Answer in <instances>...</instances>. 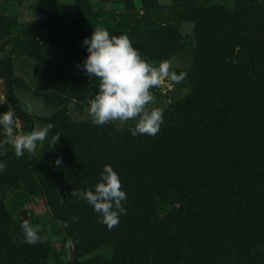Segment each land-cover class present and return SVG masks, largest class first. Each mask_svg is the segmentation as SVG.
Returning <instances> with one entry per match:
<instances>
[{
  "label": "trees",
  "instance_id": "trees-1",
  "mask_svg": "<svg viewBox=\"0 0 264 264\" xmlns=\"http://www.w3.org/2000/svg\"><path fill=\"white\" fill-rule=\"evenodd\" d=\"M111 1L100 0V12L84 8L78 24L80 31L89 32L85 37L97 26L117 35L127 33L144 59L157 61L178 48L195 46L189 73L192 95L164 110V123L154 136L132 135L131 130L103 124L80 138L68 133L64 117L65 129L49 152L45 150V159L17 158L6 144L0 151V160L7 164L0 172V186L21 185L44 194L77 253L114 244L110 260L98 256L67 264H264V101L260 109L244 116L238 113L236 123L229 114L243 87L264 83V2L213 0L208 7L188 6L183 16L194 24V33L182 36L174 26L169 31L133 32L128 21L102 20V8ZM120 1L126 12L136 14L138 0ZM139 1L147 10L159 3ZM174 1L179 6L180 0ZM180 12L174 11L176 20ZM82 41L67 49L65 55L72 62L64 56L46 63L44 86L82 98L95 90L96 77L89 78L79 66L88 55ZM202 47L208 48L206 55ZM75 61L78 66L71 70ZM63 63L69 74L61 68ZM66 76L70 83L62 80ZM7 80L12 92L16 79ZM255 95L264 100V91ZM173 140L184 144L187 154L178 160L180 171L168 166L164 175L167 165L159 157ZM58 158L60 164L55 163ZM105 164L119 173L127 193L123 202L127 214L111 229L99 222L98 213L79 195L94 188ZM185 168L190 171L183 180L180 173ZM174 187L183 189L181 199ZM167 194L180 200L181 206L176 213L159 217L156 198ZM8 224L9 216L1 214L0 264H48L51 246L26 243L24 231L14 234Z\"/></svg>",
  "mask_w": 264,
  "mask_h": 264
},
{
  "label": "rangeland",
  "instance_id": "rangeland-1",
  "mask_svg": "<svg viewBox=\"0 0 264 264\" xmlns=\"http://www.w3.org/2000/svg\"><path fill=\"white\" fill-rule=\"evenodd\" d=\"M212 1L180 0L179 6H175L174 0H158L156 8L147 10L148 8L144 7L143 2L138 0L134 15V13L126 12L120 0H113L102 8L100 18L114 24L124 20L133 23L131 25L133 32L141 29L167 30L166 28L169 31L170 28H173L170 26H174L182 36H192L194 24L188 22L185 15L183 16V11L188 6L208 7ZM226 1L228 2H224L226 4L232 3ZM219 2L222 1L219 0ZM99 3L100 0H78L77 3L75 0H0V113L7 110L15 111L17 117L15 129L19 134L29 132L35 127L53 125L50 129L51 136L38 146L35 154L25 151L26 156L47 158L45 150L48 153L50 148L55 145L54 143L51 146L52 136L65 129L63 126L65 125L64 117L69 124L68 133L77 134L78 137L82 136L80 138H84L87 130L90 129L88 134L92 133L94 126H98L92 122L88 113L87 101L98 91L99 80L92 81L95 90H91V93L87 91L84 93L85 97L82 98L54 91L52 88L44 86L43 75L46 63L52 59L65 56L68 62H72L73 59L66 57L67 49L79 45L80 41L89 34V32L80 31L82 27L78 24L80 15L88 6L92 10H97ZM188 3L189 5H187ZM175 10L181 11L180 20H176L173 16ZM194 49L195 46L188 49L178 48L176 51L174 50L175 52H170L172 55L166 59L172 62L174 70L177 73L184 71L187 75L180 82L166 79L160 86L154 87L152 91L156 100L152 106L162 107L165 110L169 105L184 101L192 95L193 86L189 73L193 66ZM202 51V55H206L208 48ZM145 59L153 65H159L158 63L162 60H166L163 58L159 59L160 61ZM76 62L78 61L70 66L71 70L78 66ZM61 68L64 73L69 74L66 64L61 65ZM10 76L16 79V85L12 87V92L7 80ZM62 80H67L68 83L72 81L69 76L62 77ZM262 84L264 83L255 82L243 87L241 97L238 101L234 99L229 108L232 122L236 123L238 113L244 116L248 111L261 108L264 100L255 94H261V91H264ZM26 114L28 118L24 120ZM135 123V120H129L123 126L118 122H108L105 125L118 126L119 129L129 132L135 127ZM6 137V132L0 127V140ZM7 146L11 151H14L11 140ZM170 146L166 147L159 157V160L167 165L164 175L169 170L168 166L180 171L181 166L178 164V160L182 155L187 154L182 143L177 144V141L173 140ZM189 171L190 168H185V171L180 173L183 180L187 178ZM159 173L164 176L160 170ZM174 194L178 196L184 194L183 189L174 187ZM166 196V198H156V214L159 217L176 213L181 206L180 200H177L176 197L170 198L168 194ZM181 197L183 196L181 195L180 199ZM48 205L44 194L33 193L27 187L19 185L14 188L8 186L5 188L0 186V215L9 216L7 228L11 229L14 234L21 233L23 231L21 225L25 219L30 220L34 225H42L40 243H45V248L51 246L48 264L83 262L98 256L106 260L112 259L114 249L112 241L77 253L75 245L56 221Z\"/></svg>",
  "mask_w": 264,
  "mask_h": 264
},
{
  "label": "clouds",
  "instance_id": "clouds-1",
  "mask_svg": "<svg viewBox=\"0 0 264 264\" xmlns=\"http://www.w3.org/2000/svg\"><path fill=\"white\" fill-rule=\"evenodd\" d=\"M82 46H86L88 55L79 66L89 78L95 76L99 80L98 91L87 101L92 122L96 125L118 122L123 126L127 121L135 120L132 135H156L164 123V109L152 106L156 100L152 89L166 79L180 82L187 73H177L172 62L167 59L159 65H153L142 57L141 50L133 44L127 33L113 34L105 27H95L91 36L83 39ZM16 119L14 110L0 113V127L7 134L5 139L0 140V151L11 140L17 158L23 157L25 151L35 154L38 146L49 136L53 125L35 127L19 134L15 129ZM60 136L59 133L52 136L51 146L59 141ZM55 163L60 164L61 160L58 158ZM6 168L7 164L0 160V172ZM79 195L98 213L99 222L110 229L119 223L122 214H127L123 203L127 200V193L122 188L119 173L110 164L104 165L94 188ZM21 227L26 243L35 244L42 240V225H34L25 219Z\"/></svg>",
  "mask_w": 264,
  "mask_h": 264
}]
</instances>
